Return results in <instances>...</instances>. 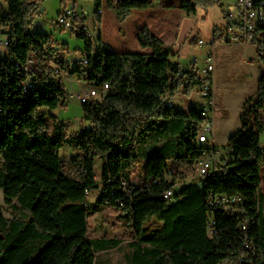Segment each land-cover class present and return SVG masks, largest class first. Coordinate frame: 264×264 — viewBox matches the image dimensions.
<instances>
[{
  "label": "trees",
  "instance_id": "trees-1",
  "mask_svg": "<svg viewBox=\"0 0 264 264\" xmlns=\"http://www.w3.org/2000/svg\"><path fill=\"white\" fill-rule=\"evenodd\" d=\"M6 1L8 12L0 4V38L8 42L0 48V189L12 217L0 206V264H105L99 254L123 244L90 236V217L105 208L133 232L127 264H264V70L257 96L243 106L241 127L207 177L197 180L195 166L206 148L199 135L208 117L203 101L186 109L173 96L182 87L191 95L201 79L171 60L162 38L144 26L138 41L148 51L115 52L101 34L89 35L80 18L73 31L85 49L74 62L51 34L30 28L42 0ZM94 1L107 3L121 21L152 6V0ZM178 7L196 12L197 0ZM258 45L264 61V41ZM82 58L89 63L80 64ZM52 61L99 90L83 103L89 125L70 137L67 124L52 114L69 96ZM65 145L78 151L69 166L60 155ZM143 161L144 182L135 186L132 177ZM224 197H238L231 212L217 204ZM150 219L160 227L146 231Z\"/></svg>",
  "mask_w": 264,
  "mask_h": 264
},
{
  "label": "rangeland",
  "instance_id": "rangeland-1",
  "mask_svg": "<svg viewBox=\"0 0 264 264\" xmlns=\"http://www.w3.org/2000/svg\"><path fill=\"white\" fill-rule=\"evenodd\" d=\"M195 1V0H194ZM42 0L40 1V10L30 19V28L34 31H43L51 34L56 40V47L69 60L76 62L82 57L85 49V40L79 38L77 33L65 29L58 24L60 12L67 6L68 8L76 7L80 16L75 19V23L80 18H84L82 22L85 27L94 34L99 35V16L95 13L94 0ZM183 0H152L150 9L153 14L161 12V16L165 18L166 28L164 33L167 37L166 45L172 49L171 60L179 62L184 71L193 70L200 72L205 66V56L211 52L216 54V81L214 83L215 106L212 113L214 121V135L216 136V145L225 151V145L228 139L241 127L240 115L245 102L250 97L257 96L258 81L262 71L264 70V61L260 56V47L258 44H247L243 47L237 45L224 46L225 44L214 43L216 34L221 30L227 22V18L223 12V5L227 8L232 7L237 13L235 6L236 0H213L212 3L197 0V11L186 12L178 6ZM0 4L5 12H8L9 6L6 0H0ZM168 5H175L172 7ZM107 18H109L110 26H117L118 17L115 10L107 3L101 6ZM138 10V9H137ZM161 10V11H159ZM103 15L101 18H103ZM81 24L79 21L78 24ZM176 35V36H175ZM202 40L203 44L199 45L198 41ZM134 48L133 43L127 47L115 48L117 51L126 52ZM195 59L197 62L195 63ZM52 66L57 68L60 65L56 61L51 62ZM199 75V74H198ZM61 79L64 80L68 90V100L64 107H60L52 111L59 120L67 124V135L73 136L82 128L89 125V122L83 120V103L78 98V94L83 91H90V86L84 82H78L75 78L69 77L62 72ZM74 79V80H73ZM179 98L187 103L181 104L177 99V105L188 109L192 103L203 100L199 89H195L191 95L185 93L182 87L177 93ZM264 118V110L261 112ZM212 140V139H211ZM260 143L264 147V132L260 135ZM78 151L71 145H65L60 150V155L65 160L67 166L68 160ZM147 162H141L135 170L132 183L135 186H141L144 182L146 174ZM102 160L96 159L95 171L98 182L102 186ZM264 174V171H263ZM179 187V186H177ZM100 191H94L89 195L91 200H96ZM4 190L0 189V206L4 207L8 217L12 214L5 204ZM90 236L92 238H116L122 239V248H114L99 254V260L105 264H127L126 254L128 252L125 246L129 241L133 240L132 230L120 221L118 213L113 208H105L102 212L90 217ZM146 231L158 229L160 222L156 219H150L146 222ZM0 236L2 234L0 233Z\"/></svg>",
  "mask_w": 264,
  "mask_h": 264
},
{
  "label": "built area",
  "instance_id": "built-area-1",
  "mask_svg": "<svg viewBox=\"0 0 264 264\" xmlns=\"http://www.w3.org/2000/svg\"><path fill=\"white\" fill-rule=\"evenodd\" d=\"M117 1V0H116ZM95 13L101 17L104 12L96 1ZM104 3V2H103ZM235 6L238 12L235 13L232 7L227 8L223 5V12L227 18L226 25L218 31L216 39L213 44L222 43L225 45H247L258 44L264 41V0H236ZM80 16L76 7L68 8L67 6L60 12L58 24L65 29L73 31L75 28V19ZM87 31H89L87 29ZM199 45L203 44L202 40L198 41ZM8 42L5 38H0V48H5ZM82 65L89 63L87 58H82ZM197 59H195V63ZM205 66L197 74L201 79V85L198 87L201 93L204 106L201 108V113L204 117H208L207 121L199 135V140L205 144L206 148L203 150V156L199 160V166H195L194 178L203 180L211 171L214 162L222 155L223 150L214 143V121L212 113L214 112L215 96H214V73H215V54L211 52L205 56ZM58 80L61 81V68H57ZM64 81V80H63ZM109 84H105L104 89H108ZM99 95V90L96 87L90 86V91L78 94V98L82 103H85V96H92V98ZM173 102L170 101V105ZM212 139V140H211ZM170 173H174L173 169ZM170 196L172 195V191ZM238 201V197L222 198L217 201V204L222 202L225 204V209L229 212L232 211V203ZM244 229L247 228L245 224Z\"/></svg>",
  "mask_w": 264,
  "mask_h": 264
},
{
  "label": "crops",
  "instance_id": "crops-1",
  "mask_svg": "<svg viewBox=\"0 0 264 264\" xmlns=\"http://www.w3.org/2000/svg\"><path fill=\"white\" fill-rule=\"evenodd\" d=\"M159 11H161V10H159ZM115 13L117 14L116 11H115ZM160 13L161 12H157L156 14H153L152 10L150 8L145 9V10L134 9L131 11L130 15L124 21H121L118 18L119 25L117 26V28H115V26H110L109 18H107L108 16L106 17L105 15H103L102 23H101V26L99 28L100 29L99 34H101L103 42L106 43L110 47V49L115 51V52H123V51H117V50H115V48H117V47L118 48H120V47L124 48V47H127L128 45H130L131 43H133V46H134V48L132 50H130L132 52L148 51V50H143L139 44V41H138V32L142 27L148 26L151 29V31L155 35L162 38L165 43H167V40H168L167 37L165 36V33H164V31L166 29V28H164V27H166V23H164L165 18H163ZM117 17H118V15H117ZM224 46H232V45H224ZM237 46L243 47L245 45H237ZM127 51H129V50H127ZM215 58H216V54H215ZM173 62H175V61H173ZM215 81H216V66H215V73H214V83H215ZM179 90H178V92H179ZM177 93L175 96H173L174 103L177 105V99H179L181 104H183V105H184V103H187L186 101L179 98ZM197 102H201V99L196 101V103ZM177 106H179V105H177ZM179 107H182V106H179ZM214 143L217 144L215 135H214ZM133 177H134V175H133ZM133 177H132V180H133ZM260 188H261V192L264 195V174H263V181L261 183Z\"/></svg>",
  "mask_w": 264,
  "mask_h": 264
},
{
  "label": "bare ground",
  "instance_id": "bare-ground-1",
  "mask_svg": "<svg viewBox=\"0 0 264 264\" xmlns=\"http://www.w3.org/2000/svg\"><path fill=\"white\" fill-rule=\"evenodd\" d=\"M89 35L93 36L94 34L91 33V31H88ZM80 64H82V61H80ZM92 99V96H85V102ZM196 166H199V161L196 163ZM165 198H170V192L165 193Z\"/></svg>",
  "mask_w": 264,
  "mask_h": 264
}]
</instances>
